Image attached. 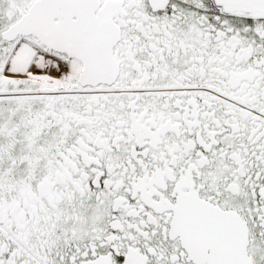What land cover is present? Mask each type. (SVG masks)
<instances>
[{
    "label": "snow or ice",
    "instance_id": "6c2138e0",
    "mask_svg": "<svg viewBox=\"0 0 264 264\" xmlns=\"http://www.w3.org/2000/svg\"><path fill=\"white\" fill-rule=\"evenodd\" d=\"M0 264H264V0H0Z\"/></svg>",
    "mask_w": 264,
    "mask_h": 264
}]
</instances>
